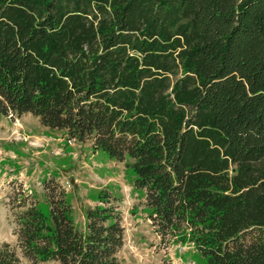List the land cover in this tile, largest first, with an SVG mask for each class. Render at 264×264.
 I'll return each instance as SVG.
<instances>
[{
	"label": "trees",
	"instance_id": "16d2710c",
	"mask_svg": "<svg viewBox=\"0 0 264 264\" xmlns=\"http://www.w3.org/2000/svg\"><path fill=\"white\" fill-rule=\"evenodd\" d=\"M27 114L128 161L162 241L264 264V0H0V118ZM41 184L43 203L15 190L0 264H119L118 198L100 191L80 230Z\"/></svg>",
	"mask_w": 264,
	"mask_h": 264
},
{
	"label": "rangeland",
	"instance_id": "374dc122",
	"mask_svg": "<svg viewBox=\"0 0 264 264\" xmlns=\"http://www.w3.org/2000/svg\"><path fill=\"white\" fill-rule=\"evenodd\" d=\"M128 161L109 159L94 151L89 142L67 140L62 132L40 125L27 114L20 118H0V245L17 244V209L12 203L15 190L22 184L43 203V179L54 176L72 207V219L84 230L85 211L94 207V198L107 190L119 200L124 245L118 253L119 264H205L190 244L162 241L145 207L141 192L133 186ZM45 214L49 209L42 205ZM23 264H30L23 260ZM38 264H57L46 262Z\"/></svg>",
	"mask_w": 264,
	"mask_h": 264
},
{
	"label": "crops",
	"instance_id": "0c3cea01",
	"mask_svg": "<svg viewBox=\"0 0 264 264\" xmlns=\"http://www.w3.org/2000/svg\"><path fill=\"white\" fill-rule=\"evenodd\" d=\"M24 116V115H23Z\"/></svg>",
	"mask_w": 264,
	"mask_h": 264
}]
</instances>
